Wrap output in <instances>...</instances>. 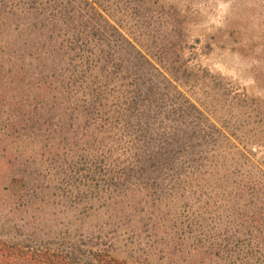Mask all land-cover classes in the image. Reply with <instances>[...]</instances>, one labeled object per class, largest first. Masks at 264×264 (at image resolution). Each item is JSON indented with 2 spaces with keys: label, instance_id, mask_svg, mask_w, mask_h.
I'll return each instance as SVG.
<instances>
[{
  "label": "trees",
  "instance_id": "trees-1",
  "mask_svg": "<svg viewBox=\"0 0 264 264\" xmlns=\"http://www.w3.org/2000/svg\"><path fill=\"white\" fill-rule=\"evenodd\" d=\"M186 38L157 0H0V171L27 172L38 216L0 264H264V103L191 68Z\"/></svg>",
  "mask_w": 264,
  "mask_h": 264
},
{
  "label": "rangeland",
  "instance_id": "rangeland-1",
  "mask_svg": "<svg viewBox=\"0 0 264 264\" xmlns=\"http://www.w3.org/2000/svg\"><path fill=\"white\" fill-rule=\"evenodd\" d=\"M160 4L177 9L185 17L186 39L188 48L184 52L191 68H203L210 74L231 82L244 89L249 96L260 99L264 103V84L254 80V62L239 50L237 32L240 29L252 28L257 20L247 10L253 9L254 15L264 13L262 0H157ZM235 8V9H234ZM234 12L238 17H234ZM249 15V19L245 17ZM233 19V20H232ZM232 20V21H231ZM25 174L23 168H19ZM13 165L6 164L0 171V237L18 240L17 227L32 224L37 214L26 209L25 197H28V181L26 177L19 185L11 180L20 179L25 174ZM81 209L70 212L67 220L81 219ZM45 215L43 221L57 219L64 221L62 215ZM87 220H96L91 215ZM113 255L127 260L125 249L118 245Z\"/></svg>",
  "mask_w": 264,
  "mask_h": 264
}]
</instances>
